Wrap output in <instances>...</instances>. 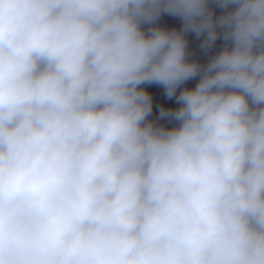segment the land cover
Listing matches in <instances>:
<instances>
[{
	"label": "clouds",
	"instance_id": "obj_1",
	"mask_svg": "<svg viewBox=\"0 0 264 264\" xmlns=\"http://www.w3.org/2000/svg\"><path fill=\"white\" fill-rule=\"evenodd\" d=\"M0 264H264V0H0Z\"/></svg>",
	"mask_w": 264,
	"mask_h": 264
},
{
	"label": "crops",
	"instance_id": "obj_2",
	"mask_svg": "<svg viewBox=\"0 0 264 264\" xmlns=\"http://www.w3.org/2000/svg\"><path fill=\"white\" fill-rule=\"evenodd\" d=\"M217 14H219V10H217ZM160 26L167 27V28H177L179 29L182 26V21L179 17L171 16L168 14L162 15L161 18L157 21ZM189 40V52L191 59H198L200 62H206L210 56L219 48L221 41H217L216 48L212 49L211 51H204L200 47V43L202 37L197 38L194 33L188 34ZM198 79V78H197ZM196 79H192L186 83L187 87H193L196 83ZM152 96L153 98V110L151 115L155 118H161L165 120L168 124V127H171L175 124V121L170 120L167 117L160 116V109L161 107L165 108H175L178 107V104L175 101V98L169 99L166 94L163 86L158 84H151V85H142ZM179 91V90H178Z\"/></svg>",
	"mask_w": 264,
	"mask_h": 264
},
{
	"label": "trees",
	"instance_id": "obj_3",
	"mask_svg": "<svg viewBox=\"0 0 264 264\" xmlns=\"http://www.w3.org/2000/svg\"><path fill=\"white\" fill-rule=\"evenodd\" d=\"M217 10H219V9H217ZM149 119H151V120H153V121H156L157 123H160V124H163V125L168 126V124H167V122H166L165 120H163V119H161V118H155V117H153L151 114H150V116H149Z\"/></svg>",
	"mask_w": 264,
	"mask_h": 264
}]
</instances>
